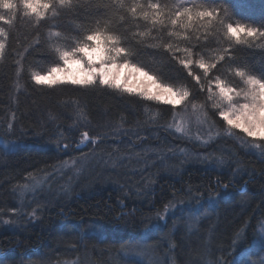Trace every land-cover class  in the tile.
<instances>
[{
  "label": "trees",
  "instance_id": "trees-1",
  "mask_svg": "<svg viewBox=\"0 0 264 264\" xmlns=\"http://www.w3.org/2000/svg\"><path fill=\"white\" fill-rule=\"evenodd\" d=\"M83 2L91 4L102 0ZM125 2L128 3L129 0ZM139 2L147 6L155 0ZM161 2L174 5L179 0ZM227 6L233 21L258 23L264 18V0H227ZM57 23L59 28L56 30L63 31L65 28H71L73 23L85 24L86 21L83 19L73 21L71 17H62ZM134 23L142 25L134 29L135 31H144L143 25L150 22L141 19ZM32 32L33 29L27 21L14 22L8 36L6 49L8 55L0 61V216L14 211L15 206L11 200L13 189L19 188L30 174L45 171L59 163L62 151L55 152L51 149L55 141L49 139L50 136L54 138L57 131L62 132L63 140L69 146H74L84 131L91 135L88 130L80 128L77 122L70 118L75 116L73 101L80 99V93L71 87L47 88L36 85L28 77L29 67L32 71L43 73L50 66V53L46 47L37 45L35 48H28L24 53V71L20 73V79H17L14 63L16 53L11 50L21 51L27 47L31 43ZM205 32V29H201L200 33L189 29L186 34L202 36ZM46 33L47 28H42V41ZM152 35H156L155 31ZM183 35L185 33L182 31V37ZM208 38L209 40L217 38L221 45L232 47L257 72L264 65V49L256 47L262 42L260 40L251 42L253 46L248 47L247 44H236L215 34L209 35ZM147 42L153 43L150 39ZM178 43L181 47L186 46L182 42ZM153 51L146 49V54L141 59L152 64L157 59L152 55ZM17 84L21 87L18 88ZM87 99L90 108L88 120L95 127L104 123H122L129 130L134 120L140 122L145 115L143 108L137 103L139 98L135 96L128 97L125 94L122 98L119 95L99 96L89 93ZM148 106L159 107L165 113L168 111V106L165 105ZM50 113L56 117L55 120L50 119ZM121 117L124 118L123 121ZM11 139L24 144L12 151L3 148L1 141ZM168 154L162 147L159 149L157 159L150 158L149 154L143 158L146 166L157 160L165 166L164 171L157 170L156 164L150 168V177L154 179V192L159 188L165 191V194H162L164 205L170 202L169 198L174 200L176 197L182 199L185 206L215 198V203L209 205L207 220H202L193 234L188 235L185 231L178 230L171 237L170 251L176 264H203L208 258L216 261L224 255L221 249L229 250L234 240L237 247L232 249L233 256L249 248L259 223L264 218V154L259 149L242 146L238 139L233 138L211 143L202 151L201 156L195 153L200 158L197 160H182L183 156H177L176 159V156L171 157ZM219 158L224 159V164L217 165ZM123 163L117 164L115 170H109L106 164L102 167L95 166L91 176H82L69 200L58 198L55 192L47 196L46 201L41 203L46 219L43 226L28 228L21 237L28 246L30 260L38 263L60 257H72L79 262L84 261V264H138L125 263L118 257V250L132 240H128L127 235V230H131L132 227L121 232L117 230L123 225L120 219L123 209L116 207L115 202H125V208L140 206L135 204L134 188L141 181L135 177L134 172L128 171L129 168L133 169L130 163ZM224 184L228 185L226 190L228 194L223 188ZM152 196L153 193L148 195L147 204L153 203ZM143 207L140 206L144 213L151 210L149 207ZM245 223L248 227L245 228L243 238L237 239L236 234ZM97 225L104 227L103 236L89 235L87 233L89 228ZM150 236L151 241H156L157 247L165 245V240L160 239L158 242L154 235ZM14 240L15 237L10 233L1 236L0 258H6V264H24L28 258L25 257V253L22 258L19 257L21 252L19 249L13 250L10 255Z\"/></svg>",
  "mask_w": 264,
  "mask_h": 264
},
{
  "label": "snow or ice",
  "instance_id": "snow-or-ice-1",
  "mask_svg": "<svg viewBox=\"0 0 264 264\" xmlns=\"http://www.w3.org/2000/svg\"><path fill=\"white\" fill-rule=\"evenodd\" d=\"M62 17H71L73 21L83 19L86 23H73L71 28L56 30L59 28L57 21ZM141 19L150 23L143 25L144 31H135L142 25L134 22ZM17 20L27 21L33 29L31 43L27 47L21 51L11 50L16 53L17 79L24 71V53L28 48L46 47L50 53V66L43 73L29 67L28 77L36 85L71 87L80 93V99L73 104L74 115L82 126L87 127L91 123L88 120L89 93L119 95L122 98L127 94L128 97L139 98L137 103L144 110L146 122L156 124L166 132L171 133L173 129L175 132L183 131L179 124L174 123L179 116V108L180 113L189 119L194 117L202 127L203 135L196 137L200 146L208 147L218 137L230 135L242 146L259 149L264 154V65L257 72L232 47L221 45L217 38H208L215 34L248 47L253 46L251 42L260 40L262 42L256 47L264 49V18L258 23L233 21L227 0H179L174 5L155 0L147 6L139 0H129L128 3L125 0H102L91 4H85L83 0H0V61L8 55L9 32ZM42 28H47L43 41ZM189 29L195 33H200L201 29L206 32L202 36L187 35ZM182 31L185 33L183 37ZM148 39L153 43H148ZM178 41L186 46L181 47ZM146 49L154 50L152 55L157 59L152 64L141 59ZM136 76L143 78L140 83L147 82L152 87H130L132 78ZM17 87L21 85L17 84ZM150 104L168 106V111L150 108ZM164 115H171L172 119L161 124ZM50 119L55 120L56 117L50 113ZM122 127L121 123L113 129L117 138ZM124 135L128 133L124 132ZM57 138L58 151L83 152L84 147L94 149L98 141L107 140L108 133L96 132L89 140L88 132L84 131L79 143L71 148L69 144L59 142L63 139L62 132L57 131ZM16 147L15 144L7 146L9 151ZM180 152L184 150L180 149ZM80 159L82 163L88 157ZM224 162L219 158L217 165ZM76 163L75 158L71 160V164ZM69 165V161H63L52 167L58 170ZM40 183V180H34L23 185L21 194L35 192ZM223 188L226 191L228 185L224 184ZM178 204L183 205L184 201L176 197L164 206L162 212L157 211L154 222L146 230L159 229L161 222L166 225L165 217L174 214ZM36 214V209H33L30 215L35 217ZM196 219L189 216L190 221ZM0 223L8 225L12 222L3 220ZM260 225L254 238V242L260 245L258 252L246 249L238 254L241 259L237 261L232 252L237 247L234 240L229 250L221 249L223 256L207 264H264V220ZM247 227L245 223L237 232V239L243 238ZM95 230L102 235L101 226L97 225ZM253 255L260 258L252 260ZM0 264H6V258H0Z\"/></svg>",
  "mask_w": 264,
  "mask_h": 264
},
{
  "label": "rangeland",
  "instance_id": "rangeland-1",
  "mask_svg": "<svg viewBox=\"0 0 264 264\" xmlns=\"http://www.w3.org/2000/svg\"><path fill=\"white\" fill-rule=\"evenodd\" d=\"M141 80H143L142 77H133L129 86L137 88H143L145 86L150 88L152 87L150 84H147V82L140 83ZM177 112L179 113V116L174 123L179 124L180 127L183 128L182 132H175V129H173L171 133L166 132L158 125L152 124L151 122H146L147 117L144 115V118L140 122L138 120H134L133 125L129 130L123 126L119 138L113 134V129L115 126H119L120 124L104 123L103 125L101 124L96 127L95 125L90 124L89 126L85 127L82 126L81 122L78 121L75 116H70L71 120L77 122L80 128L83 127L85 130H88L89 134H93L94 136V133L96 132L108 133V139L98 141L97 146L94 149L91 147H84L83 152L62 151L61 154L59 153L60 161L56 165L63 161H69V167L60 168L58 170H53V167H51L45 171L33 174L27 177L19 188L12 190L13 193L11 194V200L15 206L14 211H10V213H4L5 216H0V221L10 220L12 222L8 225L0 223V238L6 233H10L15 237L10 255L13 253V250L19 249L21 251L19 257L22 258L24 256L23 253H25V257L28 258L24 264H84V261L79 262L78 259H74L72 257H60L52 261H41L38 263L32 261L29 257L30 252L28 251V246L24 244L25 242L21 237L27 232L28 228H41L43 226V223L46 221V219L45 215L43 214L44 212L42 211L41 203L46 201L48 195L55 192L57 193L58 198L69 200L72 197L71 194L73 189L77 186V183L82 180V176H91V172L95 170V166L102 167L106 164V166H109V170H115L117 164L128 162L133 168H129L128 171L134 172L135 177L141 181V183L134 188L136 192L134 193V196H136L135 204L140 205L141 207L144 206L143 208L149 207L151 210L144 213V211H141L140 206L139 208L133 206H128V208H125V202H115L116 207L123 209V214L120 218L122 220L120 221L123 225L121 228H117V230L121 232L125 231V229L129 227H132L133 229L127 230L128 240H132L118 250V257L125 263L136 262L138 264H176L170 251L172 249L171 237L178 230H183L188 235L193 234L198 229L201 221L207 220L210 210L209 205H212L213 201L215 200V198L211 197L208 198L207 201L201 200L200 202H196V204L193 203V205H191V203H189L187 206L178 204L177 210H174V214L165 217V220L167 221L166 225H163V222H161L162 227L159 229H152L151 231L146 230L148 226L154 222L157 211L162 212L165 206V201L162 195L165 194V191L160 190L159 188L154 192L155 185L154 179L150 177V168L152 165L154 166L156 164L157 170L164 171L165 166H163L160 160L155 162L152 161V165L150 164L146 166V163L144 164L143 160L144 156L149 154L148 156H150V158L153 159L154 157L157 159L159 149H162L163 147V150L166 153H169L168 156H176V159L177 156H183L182 160H197L200 158L196 155L198 154L201 156L202 151L207 148L200 146V142L196 139L197 136L203 135V129L197 124L195 118L193 117L189 119L184 113H180L179 108H177ZM181 118H183V122L181 121ZM171 119V115H168L167 117H163L160 120V123L163 124L166 121H171ZM235 131L238 132L239 130ZM124 132H127L128 135H124ZM133 133L136 134L134 135ZM55 134L56 135L54 138L50 136L49 139L55 141L51 145V149H54L55 152H58L56 148V144L58 142L57 132ZM240 134L243 135V133ZM91 135H89L90 140L93 138ZM229 138L231 139L232 137L230 135H224L223 138L218 137L216 140ZM81 139L82 136L79 137L77 143H79ZM59 142L66 143L63 139ZM85 143L87 144L88 141ZM12 144L17 145L16 148H18L24 143L12 139L7 140L6 142L1 141L2 147L6 148L7 150V146ZM71 147L74 146H70V148ZM180 149L185 150L184 152H180ZM190 151L192 153H190ZM83 156H87L88 159L81 163L80 158ZM74 158L77 160L75 165L71 164V160ZM147 167H149V169H147ZM34 180L41 181L40 186L35 190V192H24L21 194L22 186L31 184ZM152 193L153 196L151 200L153 203L147 204V197ZM168 200L173 201V198H169ZM33 209H36L37 214L35 217L30 215ZM190 215L196 217L197 219L195 221H190ZM262 220H264V218ZM260 226L261 225L259 223V227ZM95 228L96 227H90L87 233L89 235H96L97 237L103 236L98 234ZM103 228L104 227H102V229ZM258 229L256 231L255 237L258 235ZM150 235H154L158 242L160 239L165 240V245L162 247H157L156 241H151ZM161 243L163 242L161 241ZM130 245H138L139 247H130ZM249 248L258 252L260 245L255 243L253 240ZM244 250L239 253L244 252ZM238 254L234 255L237 261L241 259ZM259 258L260 257L255 255L251 257L252 260H258ZM208 261L213 260L208 258L203 261V264H207Z\"/></svg>",
  "mask_w": 264,
  "mask_h": 264
},
{
  "label": "water",
  "instance_id": "water-1",
  "mask_svg": "<svg viewBox=\"0 0 264 264\" xmlns=\"http://www.w3.org/2000/svg\"><path fill=\"white\" fill-rule=\"evenodd\" d=\"M89 140H90V138H89Z\"/></svg>",
  "mask_w": 264,
  "mask_h": 264
}]
</instances>
